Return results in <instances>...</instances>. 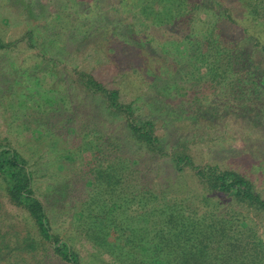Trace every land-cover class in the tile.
I'll return each instance as SVG.
<instances>
[{
  "label": "rangeland",
  "instance_id": "1",
  "mask_svg": "<svg viewBox=\"0 0 264 264\" xmlns=\"http://www.w3.org/2000/svg\"><path fill=\"white\" fill-rule=\"evenodd\" d=\"M174 9L185 11L167 19ZM257 10L263 17L252 14ZM209 33L225 43L264 45V0H0V142L25 159L53 234L73 246L81 264H148L128 261L123 252H140L126 237L138 222H150L139 211L149 200L136 188L174 177L164 160L152 162L120 114L85 90L81 72L118 89L139 123L153 121L164 147L179 142L197 165L239 172L264 197V86L260 95L249 89L243 96L228 79L207 83L213 73L197 59L188 62L186 48ZM262 50L248 45L241 57L256 61L263 80ZM178 186L203 195L191 175ZM124 188L128 196H119ZM123 198L124 208L104 213L109 200L121 206ZM82 213L99 215L97 232ZM250 216L264 239V215ZM110 223L118 227L110 241L90 237L102 236ZM144 241L149 247L150 234ZM15 246L32 251L15 256L16 264H68L0 179V250Z\"/></svg>",
  "mask_w": 264,
  "mask_h": 264
},
{
  "label": "trees",
  "instance_id": "2",
  "mask_svg": "<svg viewBox=\"0 0 264 264\" xmlns=\"http://www.w3.org/2000/svg\"><path fill=\"white\" fill-rule=\"evenodd\" d=\"M186 3L184 1V5ZM184 11L171 10L167 12V19L173 17V12ZM227 14L230 19L233 18L231 13ZM252 14L263 17L258 10ZM206 35L201 40L189 41L186 48L188 62L192 63L197 59L206 74L213 73L207 79L209 84L225 85L224 81L228 79L231 81V88H240L238 92L243 93V96L247 95L249 89L260 95L258 88L264 86V79H260V68L252 57L247 60L241 54L248 45L261 46L262 51L264 45L253 42L250 44L249 39L235 45L211 39L210 33ZM188 38H191L190 35ZM1 47L3 45L0 44ZM194 51L199 54L193 55ZM205 52L207 58L204 61L200 55ZM79 76L87 92L101 96L110 111L120 114L134 140L150 153L152 162L164 160L165 165L173 170L174 177L170 176L168 181L136 188V196L140 194L142 198L149 200L146 201L147 204L140 203L143 209L139 211L149 215L150 222H138L136 232H131L126 237L127 243H133L134 247L140 248V252L123 251L125 258L137 263L148 261V264H264V239L250 218L253 212L257 217L264 215V197L256 191L253 182L243 174L216 163L197 165L189 148L183 149L179 142L170 148L164 147L153 121L139 123L132 105L120 101L118 89L106 87L91 74L81 72ZM219 76L223 82L218 80ZM184 90L187 94L192 91L185 87ZM184 175L193 177L203 195L178 186V181ZM143 178L145 176L137 180L140 182ZM0 179L10 200L28 212L43 239L51 242L59 259L68 264H81V257L73 246L53 234L46 207L34 192L33 173L25 159L17 150L1 142ZM113 190L112 188L110 192ZM123 190L125 188L119 196L126 197L127 193L122 192ZM92 196L95 197V194ZM223 197L228 199L226 206L221 202ZM124 199L121 206L116 201L109 200V211L104 213L112 215L118 208H124L127 204ZM102 208L100 205V213ZM79 218H86L85 223L90 232H97L95 227L99 224V215L87 217L82 213ZM103 227L105 232L102 236H89L98 242L100 239L110 241L111 236L116 235L114 229L118 227L112 223ZM149 234L150 246L146 247L144 239ZM28 247H33V243L29 242ZM145 249L148 250L142 253ZM31 253V250L18 249L17 246L10 248L9 252L0 250V264H16L13 262L15 256L24 258ZM142 255H145L144 259H141ZM113 257L115 260V256Z\"/></svg>",
  "mask_w": 264,
  "mask_h": 264
}]
</instances>
